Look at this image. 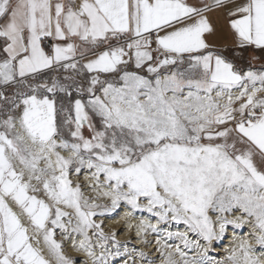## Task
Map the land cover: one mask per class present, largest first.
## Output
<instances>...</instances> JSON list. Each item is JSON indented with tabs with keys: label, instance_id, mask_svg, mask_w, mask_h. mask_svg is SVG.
<instances>
[{
	"label": "snow or ice",
	"instance_id": "snow-or-ice-1",
	"mask_svg": "<svg viewBox=\"0 0 264 264\" xmlns=\"http://www.w3.org/2000/svg\"><path fill=\"white\" fill-rule=\"evenodd\" d=\"M255 53L264 0H0V264H264Z\"/></svg>",
	"mask_w": 264,
	"mask_h": 264
},
{
	"label": "rangeland",
	"instance_id": "rangeland-1",
	"mask_svg": "<svg viewBox=\"0 0 264 264\" xmlns=\"http://www.w3.org/2000/svg\"><path fill=\"white\" fill-rule=\"evenodd\" d=\"M231 58V57H230ZM237 63L239 64V66L240 67H242V68H244V69H247L249 66H246L243 62H241V60H237ZM262 66H264V65H262ZM261 66V67H262ZM261 67H258V69H260ZM127 211V206L126 205H122V208L121 209H118L117 210V213H113L112 214V216H110V217H112V219H113V217H115V216H117V214H122V212L123 211ZM137 215H139V216H141V217H143V218H147V219H151L153 222H155V218L154 217H151L150 216V214H148V213H137ZM109 219V218H108ZM161 227H167L168 228V230H171V231H184V229H185V226L184 225H175V224H173L171 227H169V226H166V225H162ZM231 228V225L229 226V229ZM234 230V229H233ZM123 231V230H122ZM122 231H120V232H122ZM235 231V230H234ZM248 230H246L245 228H241V229H239L238 230V232H236L237 233V235H241V236H244V235H246L248 232H247ZM119 232V233H120ZM119 233H118V235H119ZM228 233H226V236H225V239L223 240V241H221V242H219V244H215L214 245V247H216L217 249H218V251H216V252H214V253H212L214 256H216L217 258H219V259H223L224 258V256H225V252L223 251V249H224V247L226 246V241L227 240H230V238H228ZM120 236H122V235H119V237ZM154 238H155V234H153L152 235V237L151 238H149V240L150 241H152V242H154ZM129 243V247L130 248H135L137 251H140V250H143V251H145V252H147L149 255H151L152 253H154L155 252V248L154 247H152V249L149 251H147L145 248H143V247H136V239L133 237L132 239H131V241L130 242H128ZM169 243H177V242H175V241H170ZM122 244H124V243H122ZM230 246V245H229ZM228 246V247H229ZM157 256H158V254H157ZM155 258V257H154ZM118 260L120 259V258H117ZM138 259V258H137ZM77 261H82L83 260V257L82 258H78V259H76Z\"/></svg>",
	"mask_w": 264,
	"mask_h": 264
},
{
	"label": "bare ground",
	"instance_id": "bare-ground-1",
	"mask_svg": "<svg viewBox=\"0 0 264 264\" xmlns=\"http://www.w3.org/2000/svg\"><path fill=\"white\" fill-rule=\"evenodd\" d=\"M86 170H82V173H81V178H80V182L82 183V184H87V181H85V180H83V175H84V172H85ZM126 211V210H125ZM109 218V219H108ZM104 226H105V231H113V230H115V231H117V233H119L120 231H122L123 229H124V225H123V223H119V224H117V223H115L114 222V220L112 219V217H106L105 218V220H104ZM246 230H248L249 231V229L247 228V226H245L244 227ZM235 231H234V230ZM238 230L239 229H235V228H233L232 226H231V228L230 229H228V238H230V240H227L226 241V246L224 247V248H226V247H228L229 245H231V237L235 234V235H237V233L236 232H238ZM247 231V232H248ZM247 235V234H246ZM134 236H130V234H128V233H124L122 236H120L119 238H120V240H121V243H128V242H130L131 241V239L133 238ZM152 236H149V238H151ZM59 238V237H58ZM135 238V237H134ZM65 244H66V247H68L69 249H70V244L68 243V242H65ZM143 247V248H145L147 251L149 250H151L152 248H150V247H146V246H144V245H142V244H140V243H138V242H136V247ZM72 255H74V257H75V259H78V258H82L81 256H79L78 254H75V253H72Z\"/></svg>",
	"mask_w": 264,
	"mask_h": 264
},
{
	"label": "crops",
	"instance_id": "crops-1",
	"mask_svg": "<svg viewBox=\"0 0 264 264\" xmlns=\"http://www.w3.org/2000/svg\"><path fill=\"white\" fill-rule=\"evenodd\" d=\"M190 3L194 2V0H189ZM211 18L213 20L214 23L217 24L218 29H219V36L221 37H226L227 41L231 40V34L228 32V25H227V21L224 19L223 14H217V13H213L210 14ZM211 42V41H210ZM257 55V53H255ZM231 57V54H229ZM252 55V53H245V56L247 58H250V56ZM241 62H243L246 66H250L246 60H241ZM262 65H264V59H259L258 61L254 62L251 67H253L254 69H258V67H261Z\"/></svg>",
	"mask_w": 264,
	"mask_h": 264
},
{
	"label": "built area",
	"instance_id": "built-area-1",
	"mask_svg": "<svg viewBox=\"0 0 264 264\" xmlns=\"http://www.w3.org/2000/svg\"><path fill=\"white\" fill-rule=\"evenodd\" d=\"M257 55H260L261 56V59H264V55H262L260 53H257Z\"/></svg>",
	"mask_w": 264,
	"mask_h": 264
},
{
	"label": "clouds",
	"instance_id": "clouds-1",
	"mask_svg": "<svg viewBox=\"0 0 264 264\" xmlns=\"http://www.w3.org/2000/svg\"><path fill=\"white\" fill-rule=\"evenodd\" d=\"M119 223H123V221L118 222V224H119Z\"/></svg>",
	"mask_w": 264,
	"mask_h": 264
}]
</instances>
